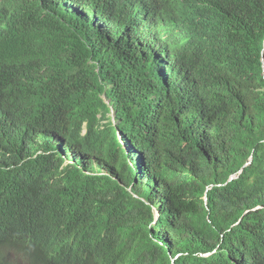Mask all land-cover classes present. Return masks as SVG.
<instances>
[{"label": "trees", "instance_id": "trees-1", "mask_svg": "<svg viewBox=\"0 0 264 264\" xmlns=\"http://www.w3.org/2000/svg\"><path fill=\"white\" fill-rule=\"evenodd\" d=\"M0 238V264H264V0H0Z\"/></svg>", "mask_w": 264, "mask_h": 264}, {"label": "clouds", "instance_id": "clouds-1", "mask_svg": "<svg viewBox=\"0 0 264 264\" xmlns=\"http://www.w3.org/2000/svg\"><path fill=\"white\" fill-rule=\"evenodd\" d=\"M147 12V11H146ZM146 12L142 9V13L146 16V17H148V15L146 14ZM107 104H108V102H107ZM111 119H113V113L112 112H110L109 113V115H108ZM155 216L157 217L158 216V213H157V211H155ZM1 242H3V240L0 238V243ZM24 242V244L25 245H28V246H31L32 245V243L29 241V242H26V241H23ZM1 256H2V248H1V246H0V262H1Z\"/></svg>", "mask_w": 264, "mask_h": 264}, {"label": "water", "instance_id": "water-1", "mask_svg": "<svg viewBox=\"0 0 264 264\" xmlns=\"http://www.w3.org/2000/svg\"><path fill=\"white\" fill-rule=\"evenodd\" d=\"M250 162H251V157L249 158L248 162H247L246 164H244V167L247 166V165H249ZM240 172H241V170L239 171V173H240ZM234 178H236V176H231V177L229 178V180H232V179H234ZM229 180H228V181H229ZM203 200H204V202H205V201H206V198L204 197ZM255 209H256V208H255ZM206 255H208V254H206ZM206 255H203V256H206Z\"/></svg>", "mask_w": 264, "mask_h": 264}, {"label": "bare ground", "instance_id": "bare-ground-1", "mask_svg": "<svg viewBox=\"0 0 264 264\" xmlns=\"http://www.w3.org/2000/svg\"><path fill=\"white\" fill-rule=\"evenodd\" d=\"M146 7L149 9V7L146 5ZM146 14L147 15H151V11L150 10H148L147 12H146ZM153 18V17H152ZM149 19H150V16H149ZM20 203V202H19ZM8 205V204H7ZM19 205V204H18ZM21 214H22V212H21ZM23 215H25V214H23ZM22 218V217H21ZM52 220V219H51ZM9 230V229H8ZM7 230V231H8ZM3 239V238H2ZM76 245V244H75ZM25 263V262H24Z\"/></svg>", "mask_w": 264, "mask_h": 264}]
</instances>
